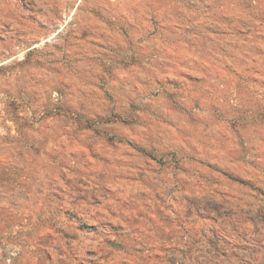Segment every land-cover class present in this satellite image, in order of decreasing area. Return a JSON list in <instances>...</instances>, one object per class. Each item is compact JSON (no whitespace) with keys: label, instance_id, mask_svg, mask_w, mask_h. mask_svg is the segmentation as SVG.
Returning a JSON list of instances; mask_svg holds the SVG:
<instances>
[{"label":"rangeland","instance_id":"374dc122","mask_svg":"<svg viewBox=\"0 0 264 264\" xmlns=\"http://www.w3.org/2000/svg\"><path fill=\"white\" fill-rule=\"evenodd\" d=\"M0 264H264V0H0Z\"/></svg>","mask_w":264,"mask_h":264}]
</instances>
